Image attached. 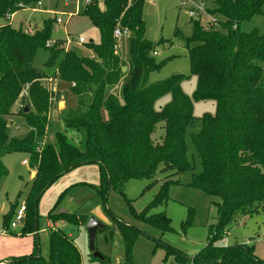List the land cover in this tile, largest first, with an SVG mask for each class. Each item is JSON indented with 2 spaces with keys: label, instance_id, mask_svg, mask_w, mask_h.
<instances>
[{
  "label": "trees",
  "instance_id": "1",
  "mask_svg": "<svg viewBox=\"0 0 264 264\" xmlns=\"http://www.w3.org/2000/svg\"><path fill=\"white\" fill-rule=\"evenodd\" d=\"M144 1L104 0L102 9L98 3L86 6L83 15L100 38L97 45L84 44L91 57L64 51L62 40L47 48L45 44L53 33L50 19L32 36L25 35L21 25L19 29L12 24L0 26V182L5 174L2 157L26 153L35 172L27 196L30 206L25 207L24 233L28 234L36 230L37 200L52 183L76 167L98 166L101 186L96 192L101 201L110 189L120 190L130 179H150L157 172L177 175L188 169L185 135L194 120L192 100L212 102L215 113L203 114L199 132L191 134L202 172L193 175L190 185L198 193L220 200L218 226L209 229L211 237L191 264H264L248 245H214L228 233L223 228L236 215L264 210V31L242 30L253 18L262 16L264 0H212L208 12L223 20L219 30L189 20L191 34L185 43L190 73L196 78L192 100L182 93V76L149 82L150 74L159 73L166 61L154 59L156 47L163 42L145 38ZM37 2L0 0V21L18 4ZM117 28L128 32V67L115 51L113 32ZM40 52L48 54L43 67L52 70L50 76L58 81L60 90L68 86L76 100L61 115L63 130L48 134L52 142H43L53 94L40 83L45 73L36 71L33 65ZM125 66L127 72L123 73ZM26 87L27 96L20 103L26 102L27 111L23 108L17 115L31 135L17 139L10 135L8 118ZM115 87H119L117 95L112 91ZM166 95H170V102L155 110L156 103ZM160 124L162 135L156 139L154 133ZM172 183L178 182H164L139 215L162 232L171 231L170 220L164 213L151 212L165 205L167 187ZM49 220L52 224L80 222L67 213L52 214ZM81 222L87 224L88 220ZM118 227L127 246L126 264L132 253V236L140 233L123 224ZM34 244L31 254L0 264H81L71 237L58 228L49 234L48 258L42 257ZM172 253L179 261L184 259L177 251Z\"/></svg>",
  "mask_w": 264,
  "mask_h": 264
},
{
  "label": "rangeland",
  "instance_id": "2",
  "mask_svg": "<svg viewBox=\"0 0 264 264\" xmlns=\"http://www.w3.org/2000/svg\"><path fill=\"white\" fill-rule=\"evenodd\" d=\"M39 12L18 11L13 19L12 27L19 29L21 18L30 24L42 28L43 22L50 19L53 33L50 40L65 41L64 51L73 52L79 57H91L84 44L99 43V33L83 15L86 0H39ZM32 6H35L32 5ZM103 8L102 4H98ZM212 7V0H145L142 14L145 22V38L153 43L162 41L156 47V62L166 61L159 73H152L149 82L166 80L173 76H182V93L192 100L196 88V78L191 75L187 56L185 39L191 34L188 11L194 10L202 20V26L219 30V22L223 20L211 15L208 11ZM45 11L47 13H45ZM200 11V12H199ZM60 17L62 24H56L55 19ZM214 23H213V22ZM264 31V10L262 16L253 18L245 24L243 31L252 29ZM68 42V43H67ZM116 42V53L127 62V42L122 38ZM191 47V45H190ZM48 54L38 53L33 65L36 71L45 73L46 78L41 80V85L53 94V101L46 113L49 126L43 142L53 141V134L63 130L61 115L76 104L75 98L70 94L69 87L63 85L64 91L57 80L50 76L52 70L43 67ZM128 67V63H126ZM126 67V66H125ZM127 72V69L125 73ZM73 86V85H72ZM119 87L113 88L117 95ZM26 97V96H25ZM24 97V98H25ZM23 99V98H22ZM18 99L12 107V116L8 118L11 126L10 135L17 139H24L30 130L22 126L23 121L17 115L25 109L24 101L19 106ZM170 95L164 96L156 105L159 110L170 102ZM63 104L60 106V104ZM193 123L185 135L186 159L188 169L180 174L174 172H157L150 179H130L120 190L110 189L101 201L97 196L100 189L99 168L97 165H83L63 175L52 183L37 200L34 210L36 222L35 231L24 233L25 219L16 230L6 236L1 232L6 225L14 221L17 209L24 204L30 206L27 198L31 181V169L26 153H10L2 157L1 166L5 174L0 182V260L4 255L20 258L32 253L35 242L42 257L48 258L50 252L49 234L52 229H60L70 235L73 244L80 254L81 264H124L127 246L120 234L118 224L126 225L140 234L132 236L134 239L131 247V256L126 264H191L199 255L211 237L209 229L218 226V204L220 200L209 197L190 185L193 175L202 172V165L196 150L191 142V134L200 130V118L203 114L213 115L215 105L212 102H195L192 100ZM51 134V137H48ZM162 135L161 124L155 130L154 137ZM35 136V135H33ZM72 136V135H69ZM159 140V139H158ZM161 142V139L158 141ZM42 147H36L37 151ZM22 160H27L28 165H22ZM173 180L178 183L168 184L167 201L165 205L152 210L151 213H164L170 220L171 231L162 232L154 225L146 222L140 213L143 212L157 196L164 182ZM59 213L73 214L79 223H57L48 228V223L53 225L49 216ZM26 217V214H25ZM99 222L104 229L97 232L95 239V252L101 259L93 257L89 250L88 233L83 220ZM224 233L214 243L217 248L248 245L252 248L253 255L264 263V210L259 209L250 214H238L223 228ZM177 251L182 260L172 253ZM103 260V261H102Z\"/></svg>",
  "mask_w": 264,
  "mask_h": 264
},
{
  "label": "built area",
  "instance_id": "3",
  "mask_svg": "<svg viewBox=\"0 0 264 264\" xmlns=\"http://www.w3.org/2000/svg\"><path fill=\"white\" fill-rule=\"evenodd\" d=\"M104 0H86V3L85 5L86 6H90L91 4L93 3H98V4H102ZM41 6V3L40 1L37 2L35 4V6H32V5H24L22 3L18 4L15 11H9L8 13L5 14L4 16V19L0 21V26H4L5 24L7 25H11L13 23V19L15 17V14L18 12V11H30L31 13H35V12H39L40 10H38V8ZM196 11L194 10H191V11H188V16L190 19L194 20V21H198L200 22L202 20L201 17L198 16L197 13H195ZM200 12V11H199ZM45 13H47L45 11ZM55 22L56 24H62L61 22V18L58 17L55 19ZM213 22V21H212ZM214 23V22H213ZM19 24L21 25V30L22 32L25 34V35H28V36H32L34 35L35 31L38 30L39 28L36 26V25H33V24H30V22H28L26 19L24 18H21V20L19 21ZM128 37V32L125 31V30H122V29H115L114 32H113V38L115 39V41H117L119 43V41L122 39V38H126ZM55 43V41H47V43L45 44V46L47 48L53 46ZM68 43V42H67ZM155 55V54H154ZM25 96H27V87L22 91L21 93V96H20V99L24 98ZM22 103H20L19 101V106L21 105ZM22 165L24 166H27L28 165V162L27 160H23L22 161ZM25 212H26V209H25V205L22 204L18 209L17 211L15 212L14 214V221L10 223V226H9V229H5L1 232V235L3 236H6L8 234H10L12 231L16 230L17 227L19 226V224H21L23 222V220L25 219ZM228 235V233H226V236Z\"/></svg>",
  "mask_w": 264,
  "mask_h": 264
},
{
  "label": "water",
  "instance_id": "4",
  "mask_svg": "<svg viewBox=\"0 0 264 264\" xmlns=\"http://www.w3.org/2000/svg\"><path fill=\"white\" fill-rule=\"evenodd\" d=\"M126 69H127L126 67H123L122 72L125 73ZM62 105L63 104L61 103L60 106ZM25 111H27V109H25ZM103 228L104 227L99 222L94 221L93 219L88 220L86 224V229L88 233L89 250L90 252L93 253V257L97 259H101V256L100 254H98V252H95V239H96L97 232Z\"/></svg>",
  "mask_w": 264,
  "mask_h": 264
},
{
  "label": "crops",
  "instance_id": "5",
  "mask_svg": "<svg viewBox=\"0 0 264 264\" xmlns=\"http://www.w3.org/2000/svg\"><path fill=\"white\" fill-rule=\"evenodd\" d=\"M23 161V160H22ZM31 173H32V176H31V178L34 176V174H35V172L33 171V170H31ZM57 224V223H56ZM56 224H53V225H51L50 223H48V228H49V226H51V227H53V226H55ZM50 229V228H49ZM1 236H3V235H1ZM70 236V235H69ZM26 256V255H25ZM12 258H16V257H12L11 255H4V258H2L3 260H0V263H2V262H6V261H8V260H10V259H12Z\"/></svg>",
  "mask_w": 264,
  "mask_h": 264
}]
</instances>
